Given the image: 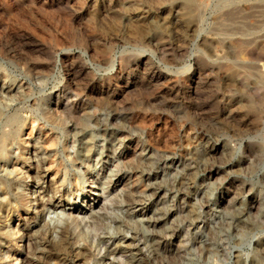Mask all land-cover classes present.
<instances>
[{
    "label": "rangeland",
    "instance_id": "obj_1",
    "mask_svg": "<svg viewBox=\"0 0 264 264\" xmlns=\"http://www.w3.org/2000/svg\"><path fill=\"white\" fill-rule=\"evenodd\" d=\"M234 1L0 0V264H264V0Z\"/></svg>",
    "mask_w": 264,
    "mask_h": 264
},
{
    "label": "bare ground",
    "instance_id": "obj_2",
    "mask_svg": "<svg viewBox=\"0 0 264 264\" xmlns=\"http://www.w3.org/2000/svg\"><path fill=\"white\" fill-rule=\"evenodd\" d=\"M127 1V0H126ZM223 1V0H222ZM229 1V0H228ZM230 1H232V0H230ZM237 0H235L234 2H236ZM239 1V0H238ZM237 1V2H238ZM187 2L188 3H190L191 2V0H187ZM224 2H226V1H224ZM233 2V3H234ZM239 2H241V1H239ZM243 2V1H242ZM246 2H247V0H246ZM245 2V3H246ZM254 1H252L251 3H253ZM231 3V2H230ZM230 3H229V5H230ZM244 3V2H243ZM248 3V2H247ZM257 3V2H256ZM263 3V2H262ZM224 4H226V3H223V6H224ZM235 4V3H234ZM241 4V3H240ZM261 4V3H260ZM122 5V4H121ZM222 5V4H221ZM244 6V5H243ZM263 6V5H262ZM37 7V6H36ZM240 7V6H239ZM248 7V6H247ZM253 7H255V6H253ZM252 7V8H253ZM126 8V7H125ZM251 8V9H252ZM258 8V7H257ZM124 9V8H123ZM193 9V8H192ZM220 9V8H219ZM229 9V8H228ZM248 9V8H247ZM246 9V10H247ZM196 10V9H195ZM241 10V9H240ZM243 10V9H242ZM118 11V10H117ZM197 11V10H196ZM202 11V10H201ZM264 11V10H263ZM232 12V11H231ZM242 12V11H241ZM119 13V12H118ZM117 13V14H118ZM194 13V12H193ZM243 13V12H242ZM108 14V13H107ZM121 14V13H120ZM187 14H189L188 15V22H189V24H188V27H189V29L192 31V32H197L196 30L197 29H199L198 28V23H199V17L198 16H195V14H191V13H189V11L187 12ZM236 14V13H235ZM122 15V14H121ZM128 16V15H127ZM224 16V15H223ZM227 16V15H226ZM226 16H224V18H226ZM122 17V16H121ZM201 17V16H200ZM228 17H229V15H228ZM227 17V18H228ZM126 18V17H125ZM247 18V17H246ZM115 19V18H114ZM131 19V18H130ZM182 19V18H181ZM66 20V19H65ZM121 20V19H120ZM132 20V19H131ZM227 20H229V19H227ZM119 21V20H118ZM185 21V20H184ZM230 21V20H229ZM132 22V21H131ZM186 22V21H185ZM202 22V21H201ZM228 22V21H227ZM67 23V22H66ZM119 23H121L120 21H119ZM259 23V22H258ZM132 24V23H131ZM203 24V23H202ZM243 25V24H242ZM132 26H134V25H132ZM199 26H200V24H199ZM5 27V26H4ZM128 28V27H127ZM137 28H139V26H137ZM165 28V27H164ZM131 29V28H130ZM147 29V28H146ZM201 29V28H200ZM14 30V29H13ZM111 30V29H110ZM118 30V29H117ZM200 30H198V32L196 33V40L195 41H201V43L200 44H206L207 46H208V49H210V51H213L214 52V49H215V39H217V38H215V37H211V38H203L202 40H200L201 39V34H200V32H199ZM16 32V31H15ZM112 32V31H111ZM174 32V31H173ZM17 33V32H16ZM152 33V32H151ZM23 34V33H22ZM28 34V33H27ZM26 34V35H27ZM113 34V33H112ZM143 34V33H142ZM141 34V35H142ZM156 34V33H155ZM207 34H209V33H207ZM31 35V34H30ZM127 35V34H126ZM131 35V34H130ZM153 35V34H152ZM190 35H192V34H190ZM132 36V35H131ZM138 36H139V34H138ZM215 36V35H214ZM225 36V35H224ZM204 37H205V35H204ZM56 38V37H55ZM123 38V37H122ZM126 38V37H125ZM129 39V38H128ZM151 39V38H150ZM231 39V38H230ZM57 40H58V38H57ZM229 40V39H228ZM16 41V40H15ZM134 41V40H133ZM193 41H194V39H193ZM216 41H219V39L218 40H216ZM57 42V41H56ZM221 42V41H220ZM223 42V41H222ZM244 42V41H243ZM38 43V42H37ZM231 43V42H230ZM236 42H234V44H235ZM252 43V42H251ZM22 44V43H21ZM61 44H63V42L61 43ZM219 44V43H218ZM2 45V44H1ZM59 45V44H58ZM236 45V44H235ZM193 46V45H192ZM199 46V45H198ZM228 46V45H227ZM27 47V46H26ZM25 47V48H26ZM56 48V47H55ZM69 48V47H68ZM196 49V48H195ZM198 49V48H197ZM37 50V49H36ZM77 50V49H76ZM80 50V49H79ZM135 50V49H134ZM138 50V49H137ZM222 50H224V48L222 49ZM4 51V50H3ZM66 51H68V53H69V51H71V50H61V51H59L58 53H57V55H56V61H57V65H59L60 64V59H61V57H62V55L63 54H65L66 53ZM141 51V50H140ZM193 51V50H192ZM122 52V51H121ZM121 52H120V54H121ZM127 52V51H126ZM133 52V51H132ZM132 52H130V53H132ZM189 52V51H188ZM197 52H199V50H197ZM143 53V52H142ZM144 53H146V52H144ZM3 54H4V52H3ZM119 54V55H120ZM124 54V53H123ZM127 54V53H126ZM139 54V53H138ZM146 54H148V53H146ZM199 54V53H198ZM202 54V53H201ZM200 54V55H201ZM12 55V54H11ZM51 55V54H50ZM82 55L84 56V57H88V53L87 52H83L82 51ZM113 55V54H112ZM116 55V54H115ZM149 55V57H152V56H150V54H148ZM22 56V55H21ZM191 56H193V55H191ZM212 56V55H211ZM104 57H106V56H104ZM111 57V56H110ZM109 57V58H110ZM144 57V56H143ZM154 57V56H153ZM214 57V56H213ZM96 58V57H95ZM155 58V57H154ZM111 59V58H110ZM109 59V60H110ZM28 60V59H27ZM96 60V59H95ZM104 60V59H103ZM212 60V59H211ZM224 60H226V59H224ZM86 61V60H85ZM122 61V60H121ZM156 61V60H155ZM154 61V62H155ZM207 61V60H206ZM26 62V61H25ZM100 62V61H99ZM117 62H118V56H116L115 57V59H113V61H112V66H111V70L113 71V69L116 67V65H117ZM191 62V61H190ZM212 62V61H211ZM227 62V61H226ZM225 62V63H226ZM229 62H231V61H229ZM119 63H121V62H119ZM186 63H187V61H186ZM189 63V62H188ZM228 63V62H227ZM214 64V63H213ZM231 64H232V62H231ZM2 65V64H1ZM10 65V64H9ZM108 65V64H107ZM190 65V64H189ZM188 65V66H189ZM228 65H230V64H228ZM30 66V65H29ZM118 66V65H117ZM183 67H186V66H183ZM109 68V67H108ZM250 68V67H249ZM185 69H187V67L186 68H184V70ZM181 70V69H180ZM179 70V71H180ZM188 70V69H187ZM229 70V69H228ZM178 71V70H177ZM189 71V70H188ZM107 72V71H106ZM118 72V71H117ZM183 72V71H182ZM231 72V71H230ZM184 73V72H183ZM186 73H187V71H186ZM110 74V73H109ZM180 74V73H179ZM226 74V73H225ZM174 76H175V73L173 74ZM177 75V74H176ZM195 77V76H194ZM170 78V77H169ZM172 78H173V76H172ZM7 92H8V90H7ZM143 123L146 125V124H148L149 123V120H147V118H144L143 119ZM148 126V125H147ZM240 221H241V219H240ZM244 221V220H243ZM245 222V221H244ZM33 232H35V231H33ZM32 232V233H33ZM121 248V247H120ZM117 249V248H116Z\"/></svg>",
    "mask_w": 264,
    "mask_h": 264
}]
</instances>
